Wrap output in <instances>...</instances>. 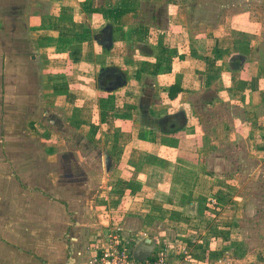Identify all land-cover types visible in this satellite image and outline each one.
Listing matches in <instances>:
<instances>
[{"label": "crops", "instance_id": "0c3cea01", "mask_svg": "<svg viewBox=\"0 0 264 264\" xmlns=\"http://www.w3.org/2000/svg\"><path fill=\"white\" fill-rule=\"evenodd\" d=\"M258 1L0 0L2 8L9 11L10 15L4 16L10 17L9 25L25 27V39L19 36L9 43L0 41V51H16L10 56L0 52V99H4L0 100V117L5 114L0 124H5L4 130L18 126L17 118L9 114L17 113L23 88V98L31 99L26 103L27 112L38 113V117L43 114L48 153L42 156L48 179L55 171L54 163H58L65 178L67 175L80 181V190L83 182L92 187V181L87 180L96 174L101 185L113 186L124 194L144 185L153 189L152 200L140 198L148 205L126 217L121 227L123 236L134 241L154 236L156 242L171 246L170 259L175 262L179 253L172 242L178 240L191 246L181 249L191 258V264H261L259 254L238 255L230 219L222 214L211 216L207 202L204 204L221 180L229 176L226 160L218 151L209 152L208 146L232 144L240 139L239 131L247 125L254 131L248 141L257 150L264 148V143L260 144L264 142V124H260L264 121V72L262 57L257 55L260 38L256 27L262 16L257 10ZM3 15L6 14L1 12L0 17ZM106 26L111 32L110 48L102 46L97 38ZM1 28L2 25L0 36ZM106 68L123 73L126 84L121 89L104 91L97 83L92 87L93 75L95 82L98 72ZM174 86L180 92L170 99ZM207 94L210 99L205 102ZM224 97L228 100L226 110L218 107L225 102ZM238 101L243 102L238 105ZM212 106L209 116L231 112L232 121L227 125L217 121L207 135L202 133L198 117ZM117 108L126 113H118ZM143 111L150 118L182 113L184 121L160 131L141 123ZM137 114L140 122L133 119ZM62 119L66 120L64 126H60ZM72 131L81 141L88 140L90 146H96L100 157H68L54 152L57 145L51 134L57 133L65 143ZM220 134H226L228 139ZM22 157L26 165L11 176L20 188L28 190L33 179L27 163L33 160L28 155ZM34 162L37 161L31 162L33 173ZM23 178H28V183ZM42 183L41 188L29 190L47 195L46 204L37 202L42 210L34 220L42 224L60 220L61 213H70L68 200L52 197L51 180L43 179ZM178 193L188 198L185 206L190 214L199 213L185 225L188 231L181 228L180 218L170 222L173 230L164 225V206L175 207V202L168 199ZM224 194L215 193L218 205L226 200ZM24 205L29 212L31 202ZM7 209L0 207L1 217H6L3 213ZM141 212L146 213V220L141 219ZM28 215L32 218L31 213ZM13 217L12 224L17 223ZM15 229L10 230L12 237ZM248 258L256 261L249 262Z\"/></svg>", "mask_w": 264, "mask_h": 264}, {"label": "rangeland", "instance_id": "374dc122", "mask_svg": "<svg viewBox=\"0 0 264 264\" xmlns=\"http://www.w3.org/2000/svg\"><path fill=\"white\" fill-rule=\"evenodd\" d=\"M257 10L262 13V16L259 15L260 25L256 27V32L260 38L258 40L260 44L258 46L259 51L257 55L259 59L260 56L262 57L260 65L264 72V0L257 2ZM1 12L6 15L0 17V25H2L0 41L9 43L10 40H13V37H15V39L19 36L24 38L25 27L14 28L10 26V17L4 18V16L10 15L9 11L8 9H3L0 2V14ZM2 18L4 19L2 20ZM11 46L12 45H9L8 47ZM0 52L6 56L16 54V51H12L11 49L1 50ZM236 65L238 66V64ZM90 83L92 87H95L96 80L94 82V75ZM23 86L26 87V84L24 83ZM23 90V88L20 89V93H22L23 96L20 98L19 104L17 105V113L14 112V108V113L9 114L17 118L19 122V124H17L18 126H9L7 128L9 122L6 120L7 129L4 130L5 124H0V207L6 206V209L8 208L3 213L6 214V217L3 218L0 215V264H68L70 258L75 260L74 264H85L89 257L87 253L88 248L96 242L97 237L111 229H113V231L114 229H119L118 233L124 234L121 227L126 217L137 212V209L143 210L144 206L148 205L147 202L143 204L140 198L147 197L148 200H152L151 197H153L152 194L154 193L153 189L144 185L141 186V189L138 191L132 188L131 194L127 192L124 194L123 190H116L113 186L104 187V184L101 185L100 177L98 178L99 175L96 174L92 180H87L90 182L92 181V187L86 184V182H83L84 188L80 190V181L77 182L67 175L65 178V175L58 168V163H54L55 171L52 172V175L48 179V173L44 169L46 164L42 156L48 153L46 150L47 145L44 143L45 136H43L45 132V129L42 128L43 114L41 113V116L38 117V113L33 115L27 112L28 105L26 103L31 99L23 98ZM204 99L206 102L210 99V95L207 94ZM226 99L227 98H225V102L219 103L218 107L220 109H228V106L224 105L226 101H228ZM0 100L4 101L2 98ZM242 102L243 101H238L237 103L240 105L239 103ZM2 104L8 105L7 103L4 104V102H2ZM197 104L199 105L198 102ZM214 106L206 110L204 109L202 116L198 117L201 123H199V126L203 128L202 133L207 135L212 133L211 128L217 121L220 120L224 122L225 125H227L229 120L232 121L230 117L232 115L231 112L227 115L222 114L216 116L212 114L209 116L208 113ZM232 107L236 108V106ZM117 109L116 111L118 113L122 110L126 113L125 109ZM4 116L5 114L3 112V115L0 117L1 123ZM34 116H36L35 121H33ZM120 116H117L118 119H120ZM62 117H64V114ZM111 119L112 115L108 119V121H110L109 123H111ZM133 119L136 122H140L139 114L133 117ZM65 123L66 120L62 119L60 126H64ZM260 124L263 125L264 121L262 120ZM34 125L36 126L34 127ZM257 126V123H255V127ZM261 132L262 131H260V133ZM53 133L51 134V139L56 140L57 147L54 152L57 154L59 153L62 156L68 157L69 155L78 156V154H92L96 156L100 154L96 146H90V141L88 140H85V142L81 141L79 137H76L73 131L69 134V140L66 138L67 141H65V143L62 142L57 133ZM239 133H242V135L238 134L237 138L240 139L234 140L232 144L228 143L224 144V146L207 147L209 152L218 151L223 156L227 162L226 171L229 176L225 178V180H221V184L216 186L218 189L215 192H225L226 194L224 195L226 196L224 197H226V200L218 205V196L213 192L214 194L211 199H214L216 204H212L211 201H207L206 198L204 204L207 202L208 207L212 211L209 213L211 216L222 214L226 219H230V223H232L233 226V229H231V236L236 239L233 241V245L238 255L247 254L248 256H252L259 254V261L261 264H264V148L257 150L254 144L248 141L251 140V133H254V131L248 129L247 125H244L242 131L240 130ZM246 133L247 137L243 139ZM224 135L226 136V134ZM224 135L220 134L218 136ZM227 137L228 136H226V139H228ZM70 139H72V141ZM76 141L78 142L76 143ZM263 143L264 142L261 140L260 144ZM26 155L33 161H37L33 163L35 167L34 173L31 165L33 161L27 163L30 167L29 174L33 179V181L30 180L33 186H30L28 190L20 188L15 178L11 176L12 172L15 174L20 173L22 167L26 165V163L22 161L25 159L22 156ZM15 157L18 159L14 160ZM42 176L44 177L42 178ZM23 179L25 183H28V178ZM43 179L46 182L51 180L52 197H66L68 200L66 201V203H68L66 205H68L71 210L69 214L61 213L63 217H59L60 220L52 221L51 223L44 221L42 224L35 221L34 216L38 215L42 210L37 202L43 201L46 204L47 195L43 194L42 196L40 194L31 193L29 190L33 187L41 188ZM112 182L115 183L116 181L111 180L110 183ZM74 183L76 184L75 186L72 185ZM67 189L68 191H65ZM187 199L186 196H182L181 194L168 199L171 203L175 202V204L173 203L175 207L169 206L168 208L166 205L164 206L163 216L165 217H163V219L164 225L166 226L165 228L172 229L169 227L170 222H174L180 218L179 221L182 223L181 228L183 227L186 229L185 225L189 223V220H194L199 217L197 210H194L197 213H189L188 207L185 206ZM29 202H31L32 206L29 208L28 212V208H26L24 204ZM33 203H36V206H34ZM16 204L18 205L17 209ZM29 213L32 214V218H27ZM0 214L2 213L0 212ZM145 214V212H141L142 220H146L144 217ZM12 215H14L13 218H16L18 224L16 222L12 224ZM13 228L16 229L12 237L10 235V230ZM154 229L155 228H152V230ZM186 231L188 230L186 229ZM186 238H188V236H186ZM188 240L190 241L191 238ZM174 241H176V243ZM174 241L172 243L179 253L176 263L186 264L188 262L187 264H191V258L189 259V256H186L184 252H182L183 250H181L183 247L190 245L188 243V245L181 243L178 240ZM179 255H182V257L180 258ZM248 260L249 262L256 261L255 258H248Z\"/></svg>", "mask_w": 264, "mask_h": 264}, {"label": "built area", "instance_id": "2783aa9c", "mask_svg": "<svg viewBox=\"0 0 264 264\" xmlns=\"http://www.w3.org/2000/svg\"><path fill=\"white\" fill-rule=\"evenodd\" d=\"M216 204L214 199H210ZM134 240L123 236L117 229L107 230L97 237L96 242L88 248L85 264H177L170 259V245L156 242L153 253L146 260L132 256ZM185 254V252H184Z\"/></svg>", "mask_w": 264, "mask_h": 264}, {"label": "flooded vegetation", "instance_id": "af4514ba", "mask_svg": "<svg viewBox=\"0 0 264 264\" xmlns=\"http://www.w3.org/2000/svg\"><path fill=\"white\" fill-rule=\"evenodd\" d=\"M109 30L101 32L97 35L100 41H104L108 36ZM123 73L112 68L102 69L96 76V83L98 87L104 89V91H117L121 89L125 84L126 80L123 77ZM141 123H146L151 127H156L160 131L169 130L177 125H182L184 116L182 113L175 114H164L158 117L150 118L144 111L140 115Z\"/></svg>", "mask_w": 264, "mask_h": 264}, {"label": "water", "instance_id": "95a60500", "mask_svg": "<svg viewBox=\"0 0 264 264\" xmlns=\"http://www.w3.org/2000/svg\"><path fill=\"white\" fill-rule=\"evenodd\" d=\"M107 30L110 31L109 26H106L102 29V32H106ZM100 44L104 47L110 48L112 45V39H111V32H109L108 36L105 38L104 41H100ZM156 243V237L154 236H143L137 238L132 245L131 251L132 256L134 258H137L139 260H146L148 259L151 254L153 253L154 246ZM75 260L73 258H70L68 260V264H74Z\"/></svg>", "mask_w": 264, "mask_h": 264}, {"label": "trees", "instance_id": "16d2710c", "mask_svg": "<svg viewBox=\"0 0 264 264\" xmlns=\"http://www.w3.org/2000/svg\"><path fill=\"white\" fill-rule=\"evenodd\" d=\"M179 92L180 90L175 89V86L171 87L170 92H169V98L174 99L176 97V94Z\"/></svg>", "mask_w": 264, "mask_h": 264}]
</instances>
